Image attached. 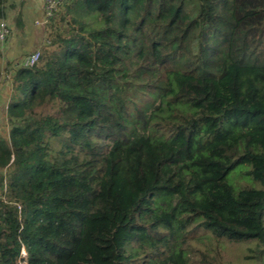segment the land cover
Instances as JSON below:
<instances>
[{
	"label": "trees",
	"instance_id": "1",
	"mask_svg": "<svg viewBox=\"0 0 264 264\" xmlns=\"http://www.w3.org/2000/svg\"><path fill=\"white\" fill-rule=\"evenodd\" d=\"M34 50L4 77L0 264H206L199 230L264 264V0H64Z\"/></svg>",
	"mask_w": 264,
	"mask_h": 264
},
{
	"label": "rangeland",
	"instance_id": "2",
	"mask_svg": "<svg viewBox=\"0 0 264 264\" xmlns=\"http://www.w3.org/2000/svg\"><path fill=\"white\" fill-rule=\"evenodd\" d=\"M29 2H33L35 0H8L7 1V14L13 19L15 15V8L21 10L23 9L25 4ZM37 1V0H36ZM42 1V0H41ZM12 3V5H10ZM26 14V13H25ZM27 15V14H26ZM29 15V16H28ZM27 18L29 22L33 19V14L29 13ZM42 25L36 27H42ZM12 31V30H11ZM11 31L7 37L11 36ZM15 39V38H13ZM33 44H24L21 48V58L33 51ZM6 54V53H5ZM20 58V59H21ZM5 60V59H4ZM2 72L6 71L5 61L2 64ZM4 77V76H3ZM2 77V78H3ZM0 80V87H4L3 92H0V133L6 135L7 134V124H6V96L8 94V83L4 80V78ZM5 107V108H4ZM52 146L56 148V144L52 143ZM246 166H238L235 168L234 172H232L228 176L229 182L234 181L237 185L246 184V177L244 176V171L238 172L241 168ZM245 170V169H244ZM234 177V178H233ZM248 243L244 242H235L231 241L227 238H218L214 236L212 233L208 231H198L196 234L187 235L185 240L183 241L182 247L186 250L187 255L191 261L202 262V263H212V264H252V261L246 258L248 252Z\"/></svg>",
	"mask_w": 264,
	"mask_h": 264
},
{
	"label": "crops",
	"instance_id": "3",
	"mask_svg": "<svg viewBox=\"0 0 264 264\" xmlns=\"http://www.w3.org/2000/svg\"><path fill=\"white\" fill-rule=\"evenodd\" d=\"M41 0H35L32 3L27 1L24 8L19 11V9L15 8V15L13 19L7 14L6 17L9 19L11 24V36L7 39L6 42V51L3 62L5 61V67H9L8 62H19L21 58V48L24 44L27 43L33 44V48L35 46V39L37 31L40 27H36L32 25V22L37 19L40 15L41 9ZM29 13L33 14V19L29 22L27 15ZM17 15H20L19 19H15ZM29 16V15H28ZM15 38V39H13ZM2 77H0L1 80ZM3 79V78H2ZM4 87H0V92H3ZM6 89V88H5Z\"/></svg>",
	"mask_w": 264,
	"mask_h": 264
},
{
	"label": "built area",
	"instance_id": "4",
	"mask_svg": "<svg viewBox=\"0 0 264 264\" xmlns=\"http://www.w3.org/2000/svg\"><path fill=\"white\" fill-rule=\"evenodd\" d=\"M64 0H42L41 1V12L37 19H35L32 22L33 26H39L47 22V20L52 16V14L57 10L58 5ZM11 31V24L7 17H0V65H1V77H5L6 72H2V64L5 56L6 51V42L7 37ZM39 58V51L34 50L30 53L24 55L20 61L19 64L25 65V66H31L33 65ZM3 77V78H4ZM22 253L23 250L21 251Z\"/></svg>",
	"mask_w": 264,
	"mask_h": 264
}]
</instances>
